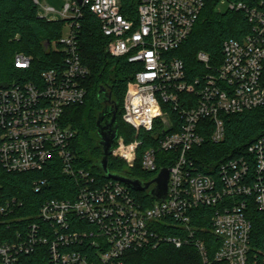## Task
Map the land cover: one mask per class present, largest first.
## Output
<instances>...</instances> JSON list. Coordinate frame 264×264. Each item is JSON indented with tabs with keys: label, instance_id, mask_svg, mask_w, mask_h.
Returning <instances> with one entry per match:
<instances>
[{
	"label": "built area",
	"instance_id": "built-area-1",
	"mask_svg": "<svg viewBox=\"0 0 264 264\" xmlns=\"http://www.w3.org/2000/svg\"><path fill=\"white\" fill-rule=\"evenodd\" d=\"M217 1L218 7L225 5L223 10L243 11L250 29L241 39L223 42V56L216 65L200 51L201 66L193 79L175 52L191 35L208 0L65 4L62 14L72 20L70 31L55 49L63 61L36 81L0 90V162L18 173L42 172L56 163L76 180L77 189L74 199L44 202L41 223H30L15 240L0 242V264H25L23 257L39 248L47 253L49 264H122L128 251L164 242L178 248L193 244L204 264H264V239L257 251L251 248L248 214L252 205L264 211V133L246 154L223 161L217 175L200 171L196 161L195 148L207 140H224L225 115L264 107V0ZM34 2L41 5L40 0ZM83 8L99 19L109 53L141 67L128 83L123 119L136 136L142 131L149 135L152 144L141 156L142 169L155 173L154 178L168 168L164 201L150 195L154 185L141 191L152 198H141L120 181H98L76 161V130L64 116L69 106L84 104L87 95L90 69L82 61L79 42ZM45 11L55 9L45 6ZM15 65L30 68L31 58L17 54ZM144 143L145 138L128 143L118 136L111 156L134 167ZM46 182L36 179L35 191ZM21 205L16 198H2L0 191V215L8 216ZM202 207L212 209L211 230L220 241L213 256L196 236L193 223L196 209ZM169 228L182 234H168Z\"/></svg>",
	"mask_w": 264,
	"mask_h": 264
},
{
	"label": "trees",
	"instance_id": "trees-1",
	"mask_svg": "<svg viewBox=\"0 0 264 264\" xmlns=\"http://www.w3.org/2000/svg\"><path fill=\"white\" fill-rule=\"evenodd\" d=\"M251 3L253 0H238ZM217 0H208L191 35L175 52L186 64L189 78L193 79L201 64L197 60L200 51L210 56L211 64L222 59L223 42L229 38L241 39L250 29L243 11L219 10ZM80 20L79 42L83 63L90 69L87 80V95L84 104L71 105L65 110L64 120L76 130L72 149L79 166L89 170L98 181L105 177L98 162L103 156L97 132L99 114L105 104L99 92L106 88L111 93V104L118 106V134L126 142L145 138L138 151V161L134 167L114 156L110 157L109 169L131 178L148 181L155 173L142 169L141 156L151 146L148 134L143 131L136 136L135 129L123 119L124 100L129 81L135 78L140 66L131 64L125 57L112 56L108 51L109 39L101 29L99 19L88 9L83 8ZM71 19H48L39 13L34 0H0V90L16 82L36 81L43 71L56 67L63 61V55L53 49V43L60 46L63 29ZM49 41V46L46 43ZM17 54L31 58L30 68L15 65ZM109 116V118H111ZM226 136L220 143L207 140L203 146L195 148L197 165L200 171L217 175L219 165L226 159L236 158L247 153L248 146L264 133V107L225 115ZM163 166L169 167L168 164ZM162 166V167H163ZM47 179L41 191L36 192L34 181ZM77 182L62 173L56 163L49 164L42 172H9L0 162V191L2 198H16L22 202L8 216L0 215V242L13 241L19 232L25 233L30 223H41L40 207L49 199H74ZM141 198H150L145 192L133 190ZM3 200V199H2ZM194 225L197 237L205 241L211 256L219 247L220 241L211 228V208H198ZM252 222L251 248L255 251L263 246L264 211L252 205L249 209ZM168 234H182L174 229H166ZM90 251V250H88ZM90 252H94L93 250ZM25 264H49V257L42 248L26 255ZM122 264H204L199 250L193 244L176 247L164 242L156 248L128 251Z\"/></svg>",
	"mask_w": 264,
	"mask_h": 264
},
{
	"label": "water",
	"instance_id": "water-1",
	"mask_svg": "<svg viewBox=\"0 0 264 264\" xmlns=\"http://www.w3.org/2000/svg\"><path fill=\"white\" fill-rule=\"evenodd\" d=\"M82 4L83 0H78ZM49 41L46 43V47L49 46ZM99 98L101 102L105 104L102 111L99 114L97 121V132L100 137L99 144L102 147L103 156L99 160L98 164L102 168L104 175L108 179H113L127 184L132 189L137 191L149 190L152 185L153 188L150 189V195L153 198L164 201L168 192V181H169V170L168 168H163L154 178L148 181H143L138 178H131L116 172H112L109 169V160L113 152V146L117 140L118 134V120H117V110L118 106L111 104V93L107 91L106 88H102L99 92ZM109 118V116H111ZM166 122L167 119L164 118ZM168 127L165 128V132Z\"/></svg>",
	"mask_w": 264,
	"mask_h": 264
},
{
	"label": "rangeland",
	"instance_id": "rangeland-1",
	"mask_svg": "<svg viewBox=\"0 0 264 264\" xmlns=\"http://www.w3.org/2000/svg\"><path fill=\"white\" fill-rule=\"evenodd\" d=\"M40 1H41V5L39 6V13L42 16H45L48 19H63V18H65V15L62 14L64 6L67 2H69L71 0H40ZM45 6L53 7L55 9V11L47 13L45 11ZM224 8H225V5H222V4L218 7V9H221V10H223ZM68 16H71V15L69 14ZM69 27H70V23L67 22V24L65 25V27L63 29V36L68 35V33L70 31ZM52 47L55 50L57 47L56 43H53Z\"/></svg>",
	"mask_w": 264,
	"mask_h": 264
}]
</instances>
